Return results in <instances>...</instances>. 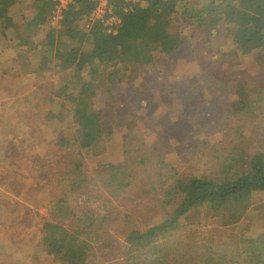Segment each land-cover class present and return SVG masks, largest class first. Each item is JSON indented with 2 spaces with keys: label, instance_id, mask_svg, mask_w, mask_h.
Returning <instances> with one entry per match:
<instances>
[{
  "label": "trees",
  "instance_id": "obj_1",
  "mask_svg": "<svg viewBox=\"0 0 264 264\" xmlns=\"http://www.w3.org/2000/svg\"><path fill=\"white\" fill-rule=\"evenodd\" d=\"M28 1L17 5L20 15L24 13L22 22L32 28L45 25L41 31L48 47L35 56L34 64L67 73L65 87L72 86L67 115L71 113L77 128L72 137L62 138L63 157L68 155L63 162L44 156L37 163L43 172L37 183L50 196L42 217L43 252L59 264H108L112 245L123 256L117 264H264V218L232 237L206 239L192 235L184 220L193 208L218 215L224 205L232 212L251 205L253 197L264 192V144L239 168L224 152L203 153L202 144H207L198 140L192 145L198 159L187 162L186 169L163 129L152 131L149 115L143 118L147 104L155 101L150 95L153 66L163 56L171 55L176 62L177 52L190 45L214 48L228 28H235V48L255 50L264 58V0H109L117 25L98 19L88 24L98 0H72L62 9L56 0H39L29 13ZM7 11L0 8V14ZM92 39L97 42L85 48ZM76 50L88 52L87 57L76 59ZM173 71L183 74L178 68ZM156 80V91L162 92L157 96L184 88L160 76ZM140 81L147 87L141 88ZM235 84L230 109L242 121L260 122L264 129V62L258 83ZM143 89L150 91L141 97ZM184 100L192 101L185 98L179 111L171 109L169 122L181 124L179 135L184 126L190 128L179 140L192 142L196 107L189 102L187 110ZM61 103L70 106L69 101ZM168 118L164 113L162 119ZM113 135L117 141H111ZM212 157L216 162L210 171L206 165ZM158 199L169 208L166 218L126 229L127 214L139 215L137 207L150 214Z\"/></svg>",
  "mask_w": 264,
  "mask_h": 264
},
{
  "label": "rangeland",
  "instance_id": "obj_2",
  "mask_svg": "<svg viewBox=\"0 0 264 264\" xmlns=\"http://www.w3.org/2000/svg\"><path fill=\"white\" fill-rule=\"evenodd\" d=\"M19 1L21 0H0V8H9L12 13H19L14 15L20 23L19 28L10 23L5 25L6 20L0 23V85L4 87L10 83V91L12 90L11 94H7L0 87V158L4 157L0 164L7 165L15 161L20 165L17 175L27 169L28 162L31 163V160L37 161L39 164V157L48 156L57 163L63 162L68 155L63 157L62 138L72 137L77 131L75 125H72L74 122H71V113L69 117L67 115V109L72 108V86L70 84L67 89L65 87L67 80L64 79V76L67 73H61L60 69H57L59 71L57 72L54 70L55 67H43L42 69L40 65L34 64L37 59L35 56L37 54L42 56L43 49L46 47L44 38L46 34L41 31L45 25L30 28L29 23L26 25L22 22L24 13L22 11L20 15L21 6L19 8L17 6L15 9ZM71 1L64 0L62 4H59V8L67 7ZM27 3L31 4L27 11L29 13L34 6L41 2L29 0ZM106 5L107 0L101 4L102 8ZM27 8L28 6L25 10ZM58 18L59 15H55L54 22ZM83 19L85 22L86 18ZM86 28L88 29L87 26ZM234 29L228 28V33L219 37L214 48L205 50L197 45H190L177 52L176 58L173 57L176 62L171 59V55H167L168 57L163 59V56L153 66L151 79L154 81L152 89L155 95L152 93L150 95L155 101L147 104L148 106L145 107L147 113L143 118L149 115L148 120L153 122L152 131L156 128L163 129L171 142L175 158L181 159V164L186 169L187 162L193 163L198 159L197 153L192 147L197 144L198 140L207 144H202L203 150H205L203 153L210 152L214 155L215 152L217 154L224 152L230 156L231 160H236L239 163V168H245L247 162L261 150L262 144H264V129L260 126V122L248 124L242 121L241 116L232 112L229 106V98L234 93L236 81L239 80L246 84L258 83L259 77H262L263 74L264 62L262 54L255 50L241 51L235 48ZM173 30L175 31V28ZM174 31L172 32L177 33ZM88 42L85 48L91 47V43H95L97 40L92 39ZM78 52L76 50L74 55L76 59L86 58L88 55V52ZM78 54H81L80 57H77ZM30 63L31 66H29ZM12 65H15L16 68L14 69ZM176 68L180 69L183 74L173 71ZM143 76L150 79V74ZM156 76H160V80L166 83L182 84L184 88L179 92L170 93L171 96H157L156 93L162 92L156 91ZM139 85L141 88L147 87L141 81ZM15 86L18 93L13 91ZM148 91L150 89L141 90L140 96H146ZM25 95L32 101L24 98ZM99 98L96 96L95 100ZM185 98H191L192 101L184 100L182 102L184 108L187 107V110H191V104L196 107V111L193 110L195 134L193 133L192 142L179 140L180 137L186 135L190 128L184 126L182 134L179 135L176 131L180 129L181 124L169 122L173 117L171 111H179L180 102ZM63 101L65 103L69 101L70 106L66 108L64 105L61 106ZM105 109L106 107H103L101 111ZM164 113L170 118L162 119ZM117 138V135H113L111 141H117ZM199 147L200 145L197 147V151ZM21 156H27L28 160L20 163ZM215 162L212 157L209 160L210 165H206L210 166V171L213 170L212 165ZM204 166V163L201 164L200 169L205 168ZM154 203L156 204L155 209L150 214H144L145 208L142 212L139 207L135 209L139 215L127 214L123 219L126 229H131L137 223L149 225L161 218H166L169 208H164L166 206L164 200L158 199ZM262 205H264V192L256 194L251 205H240L234 209V212L226 205L222 207V211L218 215H213L210 210L193 208L184 219L185 228L190 230L192 235L200 238L206 239L212 236L217 238L227 236L229 238L242 230L246 224H253L255 220L264 218ZM45 214L46 212L41 213V218ZM246 217L249 218L245 219ZM32 241L35 249H43L42 240L34 238ZM109 249L111 252L109 251L110 256L106 262L117 264L118 260L123 257L121 252L113 245ZM2 250L1 248L0 253ZM13 251L11 248L6 249V252L12 253L11 256L6 257V259L9 258V261L14 256ZM45 257V253L41 250L36 257L35 264L40 263L38 259ZM110 257L112 258L111 262H109ZM4 258L0 255V263ZM14 259H16L15 256ZM45 264L59 263L50 257L49 261H45Z\"/></svg>",
  "mask_w": 264,
  "mask_h": 264
},
{
  "label": "crops",
  "instance_id": "obj_3",
  "mask_svg": "<svg viewBox=\"0 0 264 264\" xmlns=\"http://www.w3.org/2000/svg\"><path fill=\"white\" fill-rule=\"evenodd\" d=\"M7 10L4 15L0 14V23L6 20L5 25L8 23L14 26L20 25L14 15L16 13H12L9 8ZM29 27L31 28V26ZM0 87L3 92L11 94L12 90L10 91L9 84L4 87L0 85ZM13 91L18 93L16 86ZM24 98L30 100L27 95ZM12 138L16 139L17 137ZM6 151L8 152L7 149ZM3 160L4 157L0 158V162ZM25 160H28L27 156H21L19 162L22 163ZM28 165L25 171L17 175L20 165L15 161L7 165L0 164V249H3L0 255L5 257L0 264H35L36 256L42 250V248L35 249L32 240L40 239L43 245L42 225L44 220L40 214L46 212L45 207L50 196L37 183L38 177L43 175L41 169L38 168L37 161L31 160ZM8 248L14 250L16 259L14 256L10 261L9 258L6 259L7 256L12 255V253L6 252ZM45 256L44 259H38L40 264H45V261H49L51 257L47 254Z\"/></svg>",
  "mask_w": 264,
  "mask_h": 264
},
{
  "label": "built area",
  "instance_id": "obj_4",
  "mask_svg": "<svg viewBox=\"0 0 264 264\" xmlns=\"http://www.w3.org/2000/svg\"><path fill=\"white\" fill-rule=\"evenodd\" d=\"M59 4H62L64 0H56ZM99 4L96 7L95 11L90 16V21L88 24H91V21L95 19L105 22L106 25H117L119 23L118 17L113 13L112 8H108L109 0H107V5L102 8L101 4L105 3L106 0H98ZM128 1V0H127ZM139 1V0H131Z\"/></svg>",
  "mask_w": 264,
  "mask_h": 264
}]
</instances>
